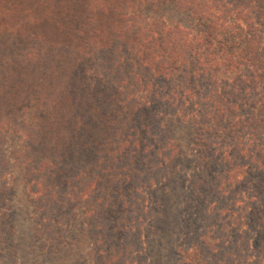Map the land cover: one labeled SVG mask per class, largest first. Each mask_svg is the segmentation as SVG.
<instances>
[{
    "label": "trees",
    "instance_id": "16d2710c",
    "mask_svg": "<svg viewBox=\"0 0 264 264\" xmlns=\"http://www.w3.org/2000/svg\"><path fill=\"white\" fill-rule=\"evenodd\" d=\"M40 1L47 9L60 2ZM162 1L170 3L172 12L183 9L182 16L147 14L144 7L151 0H80L75 24L61 23L65 34L79 39L70 49L78 59L103 62L94 68L95 83L100 85L92 92L106 88L103 117L92 121L83 116L81 121L101 123L109 132L101 134L99 143L110 146L106 153H98L90 135L78 127L73 106L65 111L59 105L48 112L55 132L50 148L57 150V159L26 154L21 161L29 164L25 176L29 184L36 179L41 185L39 190L34 185L28 198L33 203L37 198L47 213L46 222L41 217V227L32 230L36 235L48 232L57 245L62 243L61 219L67 223L75 219L72 202L90 198L96 204L90 216L101 218L97 227L108 237L105 254L113 259L109 264H148L140 214L148 221L147 230L168 231L176 238L172 264H264V0H183L188 3L185 9L180 0ZM18 13L3 8L0 0V34L3 22L6 28L16 25L18 31L20 21L24 26L36 22L33 16ZM43 95L48 97L44 105L57 106L47 92ZM120 110L131 120L121 117ZM141 114L146 115L144 122ZM4 126L0 108V150L8 130ZM69 130L72 135L66 134ZM180 149L192 169L188 166L180 208L168 219L157 200L151 204L141 195L177 178L174 167L182 157ZM89 155H94L91 166ZM5 162L1 156L0 165ZM105 169L113 176L107 182ZM3 173L0 166V211L3 195L13 191L3 183ZM95 173L101 175L98 182ZM76 178L85 181L83 186L68 191V182ZM96 187L104 189L101 202L93 195ZM119 189L131 191L125 212L137 211L136 219L120 217L131 220L127 230L109 218L113 212L124 213V202H116ZM82 214L86 216V211ZM0 219V235L7 243L4 247L0 236V264H21L15 215L0 212ZM80 244L83 240L77 239L69 246ZM151 259L153 264L166 262L162 254Z\"/></svg>",
    "mask_w": 264,
    "mask_h": 264
},
{
    "label": "rangeland",
    "instance_id": "374dc122",
    "mask_svg": "<svg viewBox=\"0 0 264 264\" xmlns=\"http://www.w3.org/2000/svg\"><path fill=\"white\" fill-rule=\"evenodd\" d=\"M79 1L60 0L59 3L47 9L44 8L40 0H11V3L10 0H3V8L9 7L16 11L19 10L18 14L20 16L23 13H27L36 18V22L30 26H24L20 21L19 25L21 28L19 31L16 25L12 24L6 28L3 22V31L0 34V108L3 122H5L4 127L8 129L5 134L3 132V145L1 144L0 150V157L2 156L7 161L5 162L7 164L6 166H0H3V172H5L3 173V183H6L9 188H13L10 195H3V207L0 212H11L15 215L18 227L16 234L18 244L17 257L21 264H104L105 262L109 264L113 260L109 259L105 254V250L110 245L107 242L108 237L100 233L101 227H97L100 223L98 220L101 218L99 217L96 220L93 214L90 216L89 210L96 208V204L90 198L89 201L79 202L74 200L72 202L73 212L77 214L75 219L70 220L68 223L61 219L60 223H64L60 239L63 241L62 243L57 245L55 240L50 239L49 235H47L48 232H44L41 235L34 234L35 228L41 227L39 223L41 217L44 218L42 221L46 222L44 220H46L45 216H47V213L38 204L37 198L34 203L28 198L31 195L33 186L37 185L36 188L39 190L41 185L36 179L29 184V180L27 181L25 178L29 164L21 165V161L26 157V154L48 155L50 159L58 157L57 150L50 148L49 139L51 133L55 134V132L52 131L53 128L48 119V112L59 105H62L65 111H69L72 106L76 109L77 125L83 131V134L90 135V144L94 143L98 146V153L101 155L106 153L110 146L109 142H105L103 145L99 143L101 134L105 135V133L109 132L102 128L101 123L89 124L81 121L83 116L89 117L92 121L100 120L103 117L105 99L108 98V93H105L106 88L102 86L97 87L95 90H100L99 93L96 95L95 93L92 94L94 87L100 85L97 82L95 83L93 77L95 75L94 68L97 64H101L102 60L98 59L93 63L92 60L78 59V55L70 49L76 47L79 39L69 37L62 31L63 25L61 23L63 21L70 26L75 24L76 15H79L77 12ZM151 1L144 7V11L147 14L153 12L155 14H165L167 17L180 18L182 16L183 9L180 12H172L170 11L169 2L164 3L162 0ZM180 4L182 5L181 8L185 9L188 7L186 1L180 0ZM158 8L161 9L158 10ZM105 22L106 20L102 21L103 24ZM56 24H58V28ZM43 92H47L51 98H54L57 106H54L55 102L50 106L44 105L48 97L43 95ZM68 98H72L74 101H70ZM83 106H87L84 115H82ZM126 112L123 113L120 110V116L128 117L131 120V117L126 115ZM145 116V114H141V122H144ZM147 126L150 128L149 125H144V127ZM148 132L150 133L149 130ZM63 133L61 132V134ZM66 134L72 135V131L69 130ZM173 136L179 142V133L175 132ZM34 139L37 141L36 146H34ZM96 151L97 149L95 148L94 152ZM183 151L184 149L182 151L180 149V152H178L182 157H179L178 163L174 167L177 178L173 179V173V177H170L173 181L170 180L167 183L166 180L156 187V191L148 193V190H146L145 195L144 193L141 195L145 196L151 204L153 200H157L163 206L162 214L168 215V219H170L174 211H178L176 207L180 208L184 195V185L188 184L187 178L192 169V164L186 163L182 154ZM94 155L87 157V162H89L90 166L93 165ZM121 158L124 159L123 157ZM102 161L101 159L100 164ZM33 166L35 165L33 164ZM109 173L108 169L104 170V182H107L106 179H113L111 174L108 175ZM94 178L95 182H98L101 175L95 173ZM80 179L76 178L72 183L69 181L67 190L70 192L74 190L75 192V190H78V186L82 187L85 181L83 182ZM182 182L183 187L181 186ZM104 186L106 187V184ZM57 187L56 185L55 188ZM99 188L96 187L93 195L98 198V202H101L100 194L105 192L104 189L101 192ZM117 194L119 196L116 202L123 201L125 204L124 213H122L123 211H116L111 213L109 218L112 220L110 221L113 225H117L116 222L118 224L122 223L126 228L131 223V220L128 219V222H125L124 218L120 217L127 215L129 217L131 215L136 219L137 211L134 209L133 212H125V209L129 208V200H131L130 190L119 189ZM133 197L134 195L132 194V199ZM83 211H86V216L84 215V217ZM143 216V214H140L142 219H139L138 222L142 224L141 232L143 233L144 252L149 258V261L147 260L145 263L153 264V262H150L151 258L160 257L161 254L166 262L162 261L156 264L174 263L175 254L173 249L176 245V238L171 236L168 231L157 230L152 232L147 230L149 224ZM133 226L136 228L135 223ZM94 227H96L95 230ZM167 233L168 235L166 236ZM0 236L3 238L4 243V234L2 233ZM1 237L0 240H2ZM77 239L83 240V246L84 244L85 246L83 247L80 244L77 247H70L69 243L76 242ZM100 239H102V242L99 241ZM3 245L7 247V243ZM167 249L172 250V253H169ZM97 251L99 252L96 253Z\"/></svg>",
    "mask_w": 264,
    "mask_h": 264
}]
</instances>
